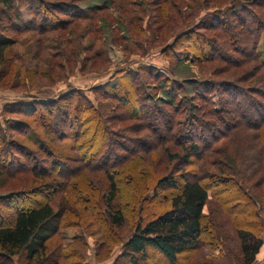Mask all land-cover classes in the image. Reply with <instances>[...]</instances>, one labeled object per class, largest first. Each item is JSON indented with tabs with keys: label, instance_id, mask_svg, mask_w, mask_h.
I'll return each mask as SVG.
<instances>
[{
	"label": "trees",
	"instance_id": "16d2710c",
	"mask_svg": "<svg viewBox=\"0 0 264 264\" xmlns=\"http://www.w3.org/2000/svg\"><path fill=\"white\" fill-rule=\"evenodd\" d=\"M27 1L28 4L24 0H0V19H5L10 29L3 28L0 32L4 37L0 41L2 78L3 74L13 72L20 77L26 74L14 70V57H10L9 49L17 44L14 38L17 33L36 32L39 36L34 42L36 47L40 46L37 49L43 50L48 41L45 34L56 31L59 37L50 38L51 42L59 45V49L64 47L61 56L66 60L80 62V53H90L94 48L91 37L102 39L104 31H108L109 45L120 47L128 54L126 56L132 55L131 52L140 56L143 48L139 43H144V53L156 48L161 55L177 62H180L177 55L181 54V58L190 59V63L221 65L223 72L218 73L214 68L211 78L179 83L143 64L136 70L116 72L111 81L95 88L100 92L99 98L109 103V109L100 103L92 104L81 89L68 90L57 99L15 102L4 107V114L22 117L30 112L32 124L39 127H46L44 123H48L47 133L52 138L45 134H35L32 138L42 155L49 157L50 171L29 172L32 190L16 189L0 195V264H88L84 259L90 247L88 239L94 240L91 244L96 262L107 259L113 247L120 244L117 257L128 264H256L263 245L259 226L264 227V217L256 207L254 189L264 187V160L259 155L262 153L248 152L246 165L237 166L238 169L223 155L225 165L214 173L208 170L214 167L208 161L218 139H229L235 131L244 135L248 131L249 136L250 129L264 122V60L258 51L264 36V0H103V5L88 3L79 6V12H63L65 17H58L51 10L59 11L60 5H67L64 1ZM225 5L234 9L230 10L229 18L217 15ZM201 8L213 10L210 15L206 14L211 17L210 23L201 21L203 16H197ZM42 9L47 20H53L51 16L55 15L53 21L57 24L47 25L43 19L37 20ZM114 13L116 19L110 16ZM84 18L89 23L78 35L76 19ZM145 18L144 29L141 23ZM197 18L199 22L194 21ZM75 33L74 41L70 37ZM85 39L90 43L82 44ZM103 45H107L105 40ZM59 49L55 50L54 57H60ZM7 56L10 62H5ZM90 61L109 65L106 51L102 50L92 56L84 54L83 67L84 62ZM63 67L57 61L48 76ZM221 74H227V78L218 79ZM154 90L162 91L161 99L150 96ZM59 103L62 106L57 108ZM53 108H57L58 116L56 122L50 124L54 119ZM22 109H26L25 112ZM126 122L135 123L133 129L126 127ZM3 126L12 134L0 128V168L6 170L11 166L13 169L9 172L17 173L26 164L8 154L13 147L9 137L14 132L29 133L33 126L24 117L4 119ZM115 127L119 133L113 132ZM122 131L145 134H138V140L130 148L127 143L117 141V136L124 134ZM66 137L74 143L55 144ZM118 145L126 148L123 152L130 153L137 147L139 152L160 149L170 160L178 158L177 163L190 170L174 169L153 180L149 168L135 164L124 166L126 156L117 153ZM82 150L86 156L79 154ZM20 151L23 153L22 147ZM68 152L81 157L78 161L83 169L94 168L98 172L96 183L81 178L71 180L79 168L67 165L73 162V158L65 154ZM178 152L184 154L179 157ZM59 169L64 173L59 175L62 182L46 176L58 173ZM123 176L128 179L125 185ZM152 181L153 186L149 184ZM85 186L87 190L80 189ZM145 187L146 191L141 194ZM165 191L167 195L162 198L167 206L155 208L160 205L156 203L159 192ZM227 191L230 196L220 198ZM24 192L41 193L42 199L25 198ZM56 195H60L58 199ZM141 195L144 196L142 203L145 197L148 202L140 207ZM233 200L241 203L238 214L233 215L242 216V221L234 220L229 216L231 212L226 211L232 231L223 229L216 220L210 222V215L204 214V207L210 201L218 202L221 208V204ZM135 205V210L124 208ZM131 210L132 230L124 237L120 231L126 229V212ZM53 241L56 242L53 244ZM223 244L225 249L223 246L218 250L217 246ZM208 251L211 254H207ZM229 252L233 256L230 260ZM207 255L211 260H200Z\"/></svg>",
	"mask_w": 264,
	"mask_h": 264
},
{
	"label": "rangeland",
	"instance_id": "374dc122",
	"mask_svg": "<svg viewBox=\"0 0 264 264\" xmlns=\"http://www.w3.org/2000/svg\"><path fill=\"white\" fill-rule=\"evenodd\" d=\"M64 1V4L67 5H71L72 8H70L71 6H63L61 7L60 5V10L58 11V9H54L52 8L51 10L55 13V15H57L58 17H63L65 14H63V12L66 11H74V12H79L80 7L87 5L88 3H93V4H101V1L103 0H83L81 2L75 1V0H61ZM28 4L27 0H24V3ZM46 2H58V0H45L44 3ZM36 6V3H33ZM74 4V5H73ZM76 4V5H75ZM78 5V6H77ZM103 5V3L101 4ZM227 5V4H226ZM223 6V10L220 11V13H218L217 15L221 18H229V15L231 14L230 10H234L232 8V6ZM46 6H48V4H46ZM80 6V7H79ZM207 7H212V6H208V5H204ZM59 7V6H58ZM202 10V8H201ZM109 11L111 12L112 10L109 9ZM213 10H202L198 11L197 16H203L201 21H204L206 23H210L211 21V17L206 15L212 12ZM45 12V9H42L41 12L39 13V16L37 17V20L43 19L44 21L47 22V25H51V24H57V21H53L56 17L51 16V19L47 20L45 18V15H47ZM209 12V13H208ZM219 12V11H218ZM30 14V13H29ZM102 14V13H99ZM105 14V13H104ZM102 14V15H104ZM31 16V15H30ZM113 19L117 18V14H111L110 15ZM1 17V16H0ZM65 17V16H64ZM76 21L78 22V29L77 32L78 35L79 32H83L81 31V29H84L83 27L87 26V24L89 23L87 18L84 19H76ZM196 22H199V18H197L196 20H194ZM195 22V23H196ZM40 23V22H39ZM9 23L5 20V19H0V32L3 30V28L7 29V25ZM143 28H146V18L143 20V22L141 23ZM110 26V25H109ZM86 28V27H85ZM110 28H112L111 26L109 27V31ZM10 29L8 28L7 31H9ZM74 34L72 38L74 41L76 40V35ZM12 34H10V36H12ZM109 32L108 31H104V35L102 37V39H93V37H91V41H93V45L94 48L93 50L89 53H80L79 59L77 61H72L71 58H67V60L61 56V51L64 50V47H61L60 49L58 48L59 45H55L56 43L51 42L50 38H54V39H58L59 37V33L56 32H48L45 34V36L48 38L46 44L43 45V50L37 49L38 47L40 48V46L36 47V43L34 42L35 39L38 38V34L36 32H30V33H26V32H22V33H17V35L14 36V38L16 39L15 41H17L16 45H13L9 51H11V55L10 57H14V61H13V66H14V70H22L23 73H26L24 76L20 77L19 73H12V74H3L0 76V128L3 132H5L6 134H9L10 132L5 131V127L3 126V121L4 119H8V118H17L20 120V118L22 119V117H24L26 119V121H30L31 125L33 126L32 129L29 130V133H22L20 135H18L19 133L14 132L12 137H9V139L12 141L13 147H11V151L12 152H8L9 155L13 156V158H15L16 160H21L24 161V163L26 164L25 168H22L20 170H18L17 173H13V172H9L10 170L13 169V167L11 166H7V168L9 169H2L0 168V171L2 172V176L0 177V195L2 194H6L8 193L10 190H16V189H27V190H32V184L30 181H28V177L30 176L29 172L32 171H41L39 173H42L44 171H50L49 168V164L47 163L49 157H46V155H42L43 152L38 150V143L35 142V140H33L32 138H34L35 134H38L40 136V134H45V136H47L48 138H52L51 135H49L47 132V129L49 127L48 123H44V125H46V127L41 126L39 127L38 125H36L35 123L32 124V118L31 116H33V114L29 115L30 112H28V114L23 115L22 117L20 115H13L11 114H4L2 112L3 108L6 106H9L11 103H15V102H22V101H34V100H45V99H57L60 95H62L63 93L67 92L68 90H73V89H81V91H83L87 98L92 102V104H94L95 106H97V104L100 103V105H102L103 107H107L109 103L102 101L99 96H100V92H97L95 90L96 87H98L99 85L105 84L107 81H111V79L113 78L114 74L116 72H119L121 70L124 69H134L136 70L138 68V66L141 65H147L148 67H151L153 69H155L158 74L162 77H165L166 79H169L170 81H174V82H183L187 79H193L194 81L196 80H201V78H211L212 73H213V69L217 68V71H219L218 73H222L223 70L221 69V65H212L210 63H205V64H195L193 62L190 63V59H188L187 61L183 60L181 57V54H178L177 56L180 57V62L178 61H172L171 59L165 57L164 55H161L158 52V49L154 50H147L146 53H144L145 50V45L144 43H139L140 46H142L143 48V53L139 55L135 54V52H131L132 55L126 56L128 54L124 53L123 50L120 47H117L115 45H109L108 42H110V40L107 38L109 36ZM64 38V36H63ZM63 38L61 40H63ZM66 38V37H65ZM90 38V37H88ZM53 39V40H54ZM4 40V37L0 34V41ZM104 40L106 42L107 45H103ZM27 42V43H26ZM90 43V41L88 39H85V41L82 42L83 43ZM130 43V42H129ZM128 44V43H127ZM70 46H72L71 44H69ZM129 46V45H127ZM67 47V46H65ZM57 49H59V53H60V57H54L55 56V50L57 51ZM66 50L69 49L68 47L65 48ZM98 50H102L103 52L106 51V56L109 60V65H101L102 63L100 61L96 62V63H92V61L90 62H84V67H83V62H82V58L85 55H90L92 56V54H94V52L98 51ZM68 51V50H67ZM258 51L261 54L262 60H264V36L263 39L259 45ZM64 53V51H63ZM62 53V55H63ZM38 56V57H37ZM53 57V58H52ZM69 59V60H68ZM9 61L8 60V56L5 57V62ZM59 61L60 64H62L63 70H57L55 69V72L52 74V76H48L51 75V67L53 65H56V62ZM10 62V61H9ZM83 68H85L83 70ZM37 72H36V71ZM53 71V70H52ZM36 72V73H35ZM42 73L46 74L43 75ZM226 75L221 74L218 79L221 78H227ZM150 83V82H149ZM152 86V85H150ZM158 91V90H157ZM156 90H154L155 93H150L151 97H154L156 99H161L162 98V91L159 90V92H157ZM188 96H190V91L185 92ZM185 95V96H187ZM198 103V102H197ZM196 104V103H195ZM62 105L61 103H59L57 108H60ZM57 108H53V114H54V119L52 122H50V124H53L54 122H56V117L58 116L56 113V109ZM109 109V108H108ZM24 110L26 109H22L23 112H25ZM38 110L41 112H44V109L38 107ZM100 112L103 113L104 112L102 110V108L99 109ZM106 114V112H105ZM53 117V115H52ZM106 124V123H105ZM133 124L132 122H126L125 126H131L130 129H133ZM118 127H115L113 132H117L119 133V129H117ZM112 131V129H111ZM12 132V131H11ZM124 134L123 135H118L117 137L115 136V139L117 138L118 142H125L128 144V147L131 146L130 148H132V146L135 144V140L137 138H139L138 134L144 135L145 133H143L141 131V133L138 134H132L129 131H122ZM237 131H235L230 137H228L229 139L226 138H220L216 141V143L212 146V151L211 152V156L209 158L208 164H212L214 167L208 170H211L210 172L214 173L217 171V169H221V167H223L222 163V158L223 155H226L224 158L226 160H230L231 162L234 163V165L240 166L241 168H243L246 164L245 162H247V160L249 159L248 156V152H261L262 154H259L261 156V158L264 160V122L261 123L257 128H253L250 129L249 132V136L248 131L246 132V134L244 135L242 134H236ZM12 134V133H10ZM28 134H30V136H28ZM48 134V135H47ZM28 136V137H27ZM44 137V136H43ZM54 138V137H53ZM128 138H130V140H127ZM82 140V139H81ZM133 140V141H131ZM138 140V139H137ZM54 142V141H53ZM55 143V142H54ZM68 143H74L72 142V140L68 137H66L65 139H62V141L55 143L57 145L63 146L66 145ZM49 147L54 148V146L50 143H48ZM170 144V143H169ZM168 144V146H169ZM170 146H173V144H171ZM20 147L23 148V153L20 151ZM117 150L119 152H117L118 154H120L121 156H126V161L124 160V166L125 165H138L139 168H149L150 172L152 173L151 177L153 178V180H156L157 178H159L160 176L164 175L166 176L167 174H169L170 172H172L174 169L177 170L179 168L182 169H187L186 171L190 170L187 167H181L180 163H177V159H172L170 160L168 154H164L162 152H160V149L154 148V150H151L150 152L146 151V152H139L140 150L137 149L132 151L133 153L130 152H123L125 151L124 148H119V145L117 146ZM177 148V147H175ZM124 149V150H123ZM20 151V152H18ZM27 153H29V155H27ZM60 154H64V152H59ZM83 153L86 156V152H84L83 150L81 152H79L80 155H83ZM173 153V152H172ZM25 154V155H23ZM65 154H69L71 156V158H73V162H69L67 163V165L73 167V168H79L77 169V172L73 175V177H71V180H77L79 181V178L82 179V181H89V182H95L97 181V179L99 178V174L97 171H95L94 168H92V170H88L87 167L86 169H83V164L79 163L78 158L81 157H75L77 156L76 153H65ZM78 154V153H77ZM78 154V156H80ZM132 154V155H131ZM179 157L181 155H183V152H178ZM236 155H239L238 157H235ZM263 156V157H262ZM50 160V159H49ZM23 163V164H24ZM98 164V163H97ZM23 166V165H22ZM21 166V167H22ZM20 167V168H21ZM57 167V166H56ZM16 169V168H15ZM26 169V170H24ZM57 169V168H56ZM137 167H134V171L136 174V170ZM238 169V167H237ZM139 170V169H138ZM222 170V169H221ZM220 170V171H221ZM26 172V174H24ZM62 172V170L59 169L58 173H54V174H46V176H50L51 179L55 180L57 183L58 182H62L63 179L59 177L60 173ZM218 172V171H217ZM4 173V174H3ZM13 173V174H12ZM62 174H64L62 172ZM84 174L85 176L81 175ZM45 176V177H46ZM77 176V177H75ZM79 176V177H78ZM88 176V178H87ZM130 176V174H129ZM86 177V178H85ZM30 178V177H29ZM123 182L122 184H127L125 182L128 181V179H126L124 176L122 177ZM26 181V182H24ZM103 184V183H102ZM151 186H153V181L151 183ZM148 184V185H149ZM262 186H264V182L262 184ZM36 188L38 186H35ZM149 187V186H148ZM80 188V187H79ZM77 188V189H79ZM80 189H84L87 190L88 186L85 187H81ZM80 189L78 191H80ZM146 187L145 189H143L144 191L141 193L143 194L146 191ZM221 189V187L219 188ZM83 190V191H84ZM49 192H51V190H48ZM47 191V192H48ZM233 191V190H232ZM254 193L255 196L254 198L257 200V209L259 210V213L262 217H264V187L260 188V189H254ZM28 192H24L23 193V197H30V198H34L36 200H41L42 199V195L41 193H34V194H30ZM87 195V194H85ZM163 195H167V191L165 192H159V196L156 199V203H160V205H158V207H155L157 209H163L167 206L166 200H163ZM60 195H56V199L59 198ZM142 196V195H141ZM148 196V195H146ZM229 191L225 192L224 194L220 195V198H226L229 197ZM144 196L140 197L138 200V203H140V207L143 206L145 203H147L148 201L146 200L145 197V201L142 203ZM160 199V202H159ZM20 200V199H19ZM25 200V199H22ZM5 201V200H4ZM162 202V203H161ZM211 203L208 202V204L206 205V207H204V214L209 216L212 218V221L209 220L210 222H216L220 223L223 227V229H225L226 231H232L230 229V217H232L234 220L238 219V221L240 220V223L242 221V216H238L237 218L233 215V214H238L239 210L241 209V203H237L236 200H233L231 202H226L221 204V208L218 207V202L216 203L215 201H210ZM24 203H27V201H24ZM138 205V204H137ZM125 209L128 208H133L134 210L136 209V205L135 207H124ZM154 209V208H153ZM231 212L232 216L229 215L230 217H227L225 212ZM135 212V211H134ZM131 212L128 211V213L126 212V216H127V220H126V229L125 230H121L120 233L125 237L128 236V234L130 233V231L132 230V226L133 224L131 223V221L133 220V216L131 215ZM147 214L143 213V216H146ZM260 232H261V239L263 240V245L258 253V255L256 256V264H264V227L260 228ZM56 240H58L56 238ZM89 243H90V247L88 248V252L85 255L84 259L88 264H128L125 261L121 260L120 258H118V254L121 251V246L120 244H118L117 246L113 247L112 252L110 253V255L108 256L107 259L103 260L102 262H96L94 259V246L92 243V241L94 242V240L92 239H88ZM56 241H53V244ZM64 245H66V242H64ZM224 246L225 249V245H218L217 249L219 250L222 249ZM217 250V252H218ZM223 251V250H222ZM230 251V250H228ZM195 254V253H194ZM198 253H196L197 255ZM207 254H211L209 251ZM193 254H190L189 256H192ZM229 255V260L233 257L231 255V253H228ZM203 261H208L211 260V256H206L204 257V259H200Z\"/></svg>",
	"mask_w": 264,
	"mask_h": 264
}]
</instances>
